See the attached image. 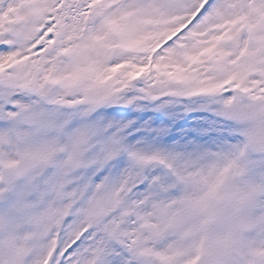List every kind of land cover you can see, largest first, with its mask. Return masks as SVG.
Segmentation results:
<instances>
[{"label": "snow or ice", "instance_id": "obj_1", "mask_svg": "<svg viewBox=\"0 0 264 264\" xmlns=\"http://www.w3.org/2000/svg\"><path fill=\"white\" fill-rule=\"evenodd\" d=\"M0 264H264V0H0Z\"/></svg>", "mask_w": 264, "mask_h": 264}]
</instances>
